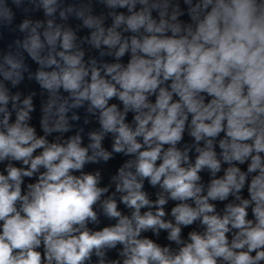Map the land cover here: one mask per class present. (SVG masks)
<instances>
[{
  "label": "clouds",
  "instance_id": "9594fccd",
  "mask_svg": "<svg viewBox=\"0 0 264 264\" xmlns=\"http://www.w3.org/2000/svg\"><path fill=\"white\" fill-rule=\"evenodd\" d=\"M0 264H264V0H0Z\"/></svg>",
  "mask_w": 264,
  "mask_h": 264
}]
</instances>
